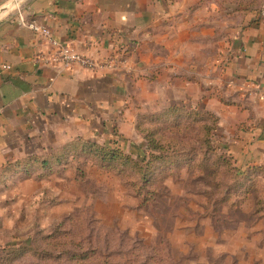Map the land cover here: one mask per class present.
<instances>
[{
	"label": "rangeland",
	"instance_id": "rangeland-1",
	"mask_svg": "<svg viewBox=\"0 0 264 264\" xmlns=\"http://www.w3.org/2000/svg\"><path fill=\"white\" fill-rule=\"evenodd\" d=\"M149 72L129 82L106 129L79 137L72 124V141L0 181V264H264V165L236 159L219 117H191L212 112L191 103L190 80Z\"/></svg>",
	"mask_w": 264,
	"mask_h": 264
},
{
	"label": "crops",
	"instance_id": "crops-1",
	"mask_svg": "<svg viewBox=\"0 0 264 264\" xmlns=\"http://www.w3.org/2000/svg\"><path fill=\"white\" fill-rule=\"evenodd\" d=\"M10 2L13 11L0 17V181L9 164L71 140L72 124L79 137L89 124L106 129L123 111L129 82L162 66L190 82V95L182 88L176 101L206 100L236 159L264 165V13L253 0H0V7ZM19 13L101 67L37 62L50 44L21 26ZM110 59L114 68L104 66Z\"/></svg>",
	"mask_w": 264,
	"mask_h": 264
},
{
	"label": "built area",
	"instance_id": "built-area-1",
	"mask_svg": "<svg viewBox=\"0 0 264 264\" xmlns=\"http://www.w3.org/2000/svg\"><path fill=\"white\" fill-rule=\"evenodd\" d=\"M18 20L21 26L32 30L37 36L50 44L48 51L40 52L38 54L37 62L46 65L61 66L66 69H71L76 65L89 70H95L101 67V64L98 61L91 57L83 56L71 49L68 45L54 39L51 30L47 27L38 24L34 20L26 19L21 13H19ZM114 63V59H110L104 64V66L113 67Z\"/></svg>",
	"mask_w": 264,
	"mask_h": 264
},
{
	"label": "trees",
	"instance_id": "trees-1",
	"mask_svg": "<svg viewBox=\"0 0 264 264\" xmlns=\"http://www.w3.org/2000/svg\"><path fill=\"white\" fill-rule=\"evenodd\" d=\"M172 108L173 107H171V108H169V109H167L166 111H165V113L166 114H170L171 113V110H172ZM174 109L175 110H178V111H181V112H187L188 110L186 109V108H184L183 106L182 107H174ZM191 117H194V116H197L198 114L199 115H201V116H206L207 117V121H210L211 123H213V122H215V123H217L218 122V118H217V116L215 115V114H213V113H210V112H207V111H195V110H192L191 111ZM163 117H165V119L167 118V117H169V118H172L173 116H172V114L171 115H169V116H163ZM179 117H180V119H183L184 117H187V116H185L184 115V113L183 114H181V115H179ZM165 119L163 120V121H165ZM186 120L187 119H185V120H181V121H179V122H175L174 123V128L175 129H179V128H181L182 127V123L184 124V122H186ZM210 126H207L206 128H207V130H208V133H209V130H210V128H209ZM178 131V130H177ZM116 136L117 134L114 132V134H113V136ZM117 138V137H116ZM114 140L113 141H117L118 142V140L116 139L115 140V138H113ZM81 140V138H78L77 139V141H78V143L79 144H81V143H84V142H79ZM84 140V139H83ZM70 143V142H69ZM89 143H90V145L92 146H97V149L98 150H103V149H106V148H108V146L106 145V146H103V147H100L98 144H96V143H94V142H91V141H89ZM116 147V150H118V151H124V148L123 147H121L119 144H118V146L116 145V146H114L113 148H115ZM155 149H158L157 151H162L163 150V152H165L167 149H169L170 147H172V146H170L169 144H168V142H166L165 144H163V147L161 146V144H158V143H155ZM60 148H62L63 150H67V148L69 149V148H71V144H66V145H64V146H62V147H60ZM213 149V148H212ZM97 150V151H98ZM113 150V149H112ZM116 150H114V151H116ZM208 150H211V148L210 149H207V151ZM104 151V150H103ZM64 153V152H63ZM159 157H161L160 155H159ZM40 158H41V156H34V157H29V158H26V159H24L22 162H17V163H13V164H9V166H7L5 169H3V172H2V176H4L5 175V177H8L10 174H12V173H15L17 170H21V169H23L25 166L28 168V165H39L40 164ZM152 158H155V159H158V156H152ZM42 159V158H41ZM43 163H45L46 161L43 159V161H42ZM15 171V172H14Z\"/></svg>",
	"mask_w": 264,
	"mask_h": 264
},
{
	"label": "water",
	"instance_id": "water-1",
	"mask_svg": "<svg viewBox=\"0 0 264 264\" xmlns=\"http://www.w3.org/2000/svg\"><path fill=\"white\" fill-rule=\"evenodd\" d=\"M14 9V2L7 3L0 7V17L6 14H11Z\"/></svg>",
	"mask_w": 264,
	"mask_h": 264
}]
</instances>
